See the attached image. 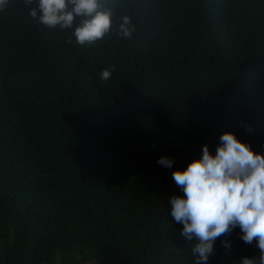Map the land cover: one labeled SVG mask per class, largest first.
<instances>
[{"label": "trees", "instance_id": "trees-1", "mask_svg": "<svg viewBox=\"0 0 264 264\" xmlns=\"http://www.w3.org/2000/svg\"><path fill=\"white\" fill-rule=\"evenodd\" d=\"M100 2L112 25L86 45L84 17L49 28L38 0L0 8V264H196L173 171L225 131L264 154V0ZM240 235L208 264L258 257Z\"/></svg>", "mask_w": 264, "mask_h": 264}, {"label": "clouds", "instance_id": "clouds-1", "mask_svg": "<svg viewBox=\"0 0 264 264\" xmlns=\"http://www.w3.org/2000/svg\"><path fill=\"white\" fill-rule=\"evenodd\" d=\"M7 2L0 0V8ZM38 8L39 22L49 28H71L76 17H84L74 29L80 45L102 39L112 25L111 10L100 0H38ZM29 15L37 18V9L32 8ZM130 25V18L124 16L119 28L124 38L132 37ZM113 71L114 66L102 69L100 79L107 82ZM219 140L214 155L205 143L200 158L190 161L186 169L173 171L172 178L184 195L170 198L171 216L183 225L181 235L195 242L196 264H208L216 240L230 236L237 227L240 239L246 244L255 241L260 250L258 257H243L239 264H264V154L231 131L223 132ZM157 162L167 168L174 163L165 156ZM222 244L231 247L228 240Z\"/></svg>", "mask_w": 264, "mask_h": 264}, {"label": "rangeland", "instance_id": "rangeland-1", "mask_svg": "<svg viewBox=\"0 0 264 264\" xmlns=\"http://www.w3.org/2000/svg\"><path fill=\"white\" fill-rule=\"evenodd\" d=\"M2 249H3V247H2V245L0 244V256L2 255Z\"/></svg>", "mask_w": 264, "mask_h": 264}]
</instances>
